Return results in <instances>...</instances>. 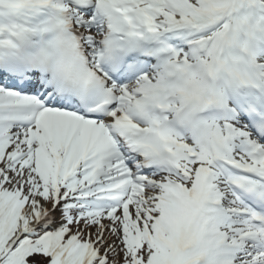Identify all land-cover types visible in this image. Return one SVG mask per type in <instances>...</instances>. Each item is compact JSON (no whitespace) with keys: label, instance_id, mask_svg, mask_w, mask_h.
Segmentation results:
<instances>
[{"label":"snow or ice","instance_id":"snow-or-ice-1","mask_svg":"<svg viewBox=\"0 0 264 264\" xmlns=\"http://www.w3.org/2000/svg\"><path fill=\"white\" fill-rule=\"evenodd\" d=\"M0 264H264V0H0Z\"/></svg>","mask_w":264,"mask_h":264}]
</instances>
